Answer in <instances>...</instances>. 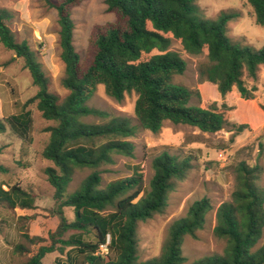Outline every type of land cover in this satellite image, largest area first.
Masks as SVG:
<instances>
[{
	"label": "trees",
	"instance_id": "16d2710c",
	"mask_svg": "<svg viewBox=\"0 0 264 264\" xmlns=\"http://www.w3.org/2000/svg\"><path fill=\"white\" fill-rule=\"evenodd\" d=\"M45 3L57 13L60 59L64 64V98L49 92V80L28 44L17 42L6 24L9 12L0 10V44L23 60L34 97L23 111L0 120V136L9 130L18 138L27 135L31 119L25 108L36 102L41 117L54 125L47 128L49 142L42 157L52 164L45 170L53 189L58 224L44 241L30 234L26 218L18 220L20 239L14 252L27 257L26 264H42L48 254L58 252L66 264H184L182 244L186 237L196 238L212 210L209 199L191 204L186 216L175 222L158 258L139 262L137 226L162 215L170 192L185 179L191 169L190 159L178 160L167 152L152 161L153 176L146 189L143 177L135 170L130 177L102 185L100 167L114 164V156L133 157V145L125 141L135 129L124 118H114L103 125L85 122L88 117L106 114L88 106L96 88L117 102L134 93V115L141 129L158 134L165 122L186 125L201 133L215 134L228 126L237 132L246 125L231 123L226 116L232 108L227 95L236 92L242 100H254L258 68L264 65V48L254 49L232 42L228 23L238 18L223 12L217 20L201 17L196 0H105L115 22L98 27L92 34L85 63L73 46L74 23L71 9L82 0H59ZM253 10L256 25L264 28V0H246ZM180 43L190 56L205 54L208 63L198 68V83L216 88L221 110L212 103L200 106L196 89L175 84V76L186 71V62L170 50L172 41ZM199 104H191L192 98ZM264 102V101H263ZM264 112V103L258 105ZM90 174L78 189L68 193L77 171ZM6 170L0 165V173ZM263 169L241 162L235 168V185L229 202L216 211L214 235L227 242L223 255L202 258L193 264H264V245L254 251L264 229V190L258 183ZM3 186L7 190H3ZM34 197L18 184L0 185V205L11 212L33 209ZM70 208L68 220L64 209ZM105 246L107 253L101 251ZM81 258V262L77 259Z\"/></svg>",
	"mask_w": 264,
	"mask_h": 264
},
{
	"label": "rangeland",
	"instance_id": "374dc122",
	"mask_svg": "<svg viewBox=\"0 0 264 264\" xmlns=\"http://www.w3.org/2000/svg\"><path fill=\"white\" fill-rule=\"evenodd\" d=\"M55 3L59 0H50ZM105 0H82L71 9L74 23L73 46L85 63L89 42L98 27L115 22V15L107 11ZM201 17L217 20L223 12H234L238 18L228 23V38L242 46L254 49L264 48V28L256 25L252 8L246 0H196ZM0 10L9 12L5 20L17 42L25 41L35 53L38 62L49 80V92L64 98L67 91L62 87L64 64L60 59L58 33L60 30L57 13L44 0H0ZM170 50L176 52L186 62V71L175 76L173 82L199 91L198 68L208 63L205 54L190 56L183 52L179 42L172 41ZM211 85V84H210ZM256 86L255 101L258 105L264 102V65L258 68L257 80L249 81V86ZM37 89L32 85L29 72L24 68L23 60L0 44V120L18 115L24 104L34 97ZM200 93V92H199ZM216 94L218 95L217 91ZM137 96L134 93L125 95L121 102L106 95L104 87L99 85L88 103V106L106 114V117H88L85 122L103 125L114 118L127 119L135 129L133 137L125 141L131 142L134 148L133 157L114 156L113 165L100 167L102 185L130 177L138 170L143 177L145 188L153 176L152 161L161 153L176 157L178 160L190 159L191 169L185 179L177 182L170 192L167 207L162 215L139 223L137 226L138 259L143 263L158 258L163 251L171 226L186 216L193 202L202 198L209 199L212 210L206 217L202 230L196 238L186 237L182 244L184 264L213 256L223 255L227 242L214 235L216 211L225 202H229L235 185V168L241 162L249 166L258 164L263 169L259 187L264 190V130L253 132L245 118V113L226 112L231 123L246 125L248 129L237 132L228 126L215 134L201 133L186 125H173L165 122L158 134H151L140 128L135 115L134 106ZM201 103V102H200ZM214 101L205 104L209 107ZM221 110V101L215 102ZM191 104H199L192 98ZM201 106V104H200ZM228 106V105H227ZM25 111L29 112L31 124L26 136L22 139L7 130L0 136V165L5 168L0 173V185H19L27 194L34 197L33 209L11 212L0 205V264H26L27 257L14 252L18 244L31 247L20 239L18 220L25 222L31 235L44 241L48 233L54 231L58 224L53 202V189L47 182L45 170L52 164L42 157V152L49 142L47 128L53 122L44 120L36 108V102L29 104ZM232 118V119H231ZM223 153L225 161L218 160ZM90 174L85 169L77 171L68 187V193L74 192L82 181ZM3 190L7 187L3 186ZM68 220L73 219L70 208L64 209ZM264 245V229L262 237L254 251ZM105 254L106 251L103 250ZM81 262V258L77 259ZM65 256L57 251L48 254L42 264H66Z\"/></svg>",
	"mask_w": 264,
	"mask_h": 264
},
{
	"label": "crops",
	"instance_id": "0c3cea01",
	"mask_svg": "<svg viewBox=\"0 0 264 264\" xmlns=\"http://www.w3.org/2000/svg\"><path fill=\"white\" fill-rule=\"evenodd\" d=\"M201 96V107L205 108V104L210 100L214 102L221 101L219 95L216 94V88L209 83H203L198 86ZM225 103L228 107H236L237 110L231 112L241 113L240 110L245 113V118H238L240 122L247 121L253 132H260L264 130V112L258 107L255 101L242 100L236 92H232L227 95ZM232 119V118H231Z\"/></svg>",
	"mask_w": 264,
	"mask_h": 264
},
{
	"label": "built area",
	"instance_id": "2783aa9c",
	"mask_svg": "<svg viewBox=\"0 0 264 264\" xmlns=\"http://www.w3.org/2000/svg\"><path fill=\"white\" fill-rule=\"evenodd\" d=\"M218 160H220V161H225V157H224V154L221 152V153H219V157H218ZM103 250H105L106 251V253H107V249H106V247L105 246H102L101 247V251L103 252Z\"/></svg>",
	"mask_w": 264,
	"mask_h": 264
}]
</instances>
